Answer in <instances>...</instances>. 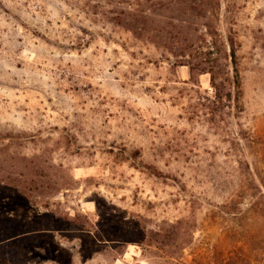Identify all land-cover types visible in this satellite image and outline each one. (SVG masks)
Segmentation results:
<instances>
[{"label":"rangeland","instance_id":"1","mask_svg":"<svg viewBox=\"0 0 264 264\" xmlns=\"http://www.w3.org/2000/svg\"><path fill=\"white\" fill-rule=\"evenodd\" d=\"M0 264H264V0H0Z\"/></svg>","mask_w":264,"mask_h":264},{"label":"trees","instance_id":"2","mask_svg":"<svg viewBox=\"0 0 264 264\" xmlns=\"http://www.w3.org/2000/svg\"><path fill=\"white\" fill-rule=\"evenodd\" d=\"M232 55H233V56L235 55L234 51H232ZM211 81H212V84L214 85V81H215L214 76H212Z\"/></svg>","mask_w":264,"mask_h":264}]
</instances>
